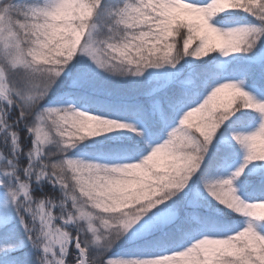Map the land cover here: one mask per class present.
<instances>
[{
  "label": "snow or ice",
  "instance_id": "6c2138e0",
  "mask_svg": "<svg viewBox=\"0 0 264 264\" xmlns=\"http://www.w3.org/2000/svg\"><path fill=\"white\" fill-rule=\"evenodd\" d=\"M0 264H264V0H0Z\"/></svg>",
  "mask_w": 264,
  "mask_h": 264
}]
</instances>
